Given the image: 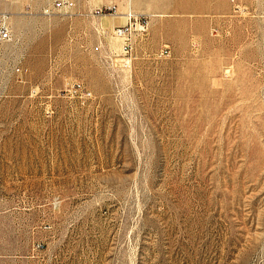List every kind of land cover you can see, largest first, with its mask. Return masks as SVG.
Instances as JSON below:
<instances>
[{
	"label": "rangeland",
	"instance_id": "obj_1",
	"mask_svg": "<svg viewBox=\"0 0 264 264\" xmlns=\"http://www.w3.org/2000/svg\"><path fill=\"white\" fill-rule=\"evenodd\" d=\"M103 1L0 0V264H264V0Z\"/></svg>",
	"mask_w": 264,
	"mask_h": 264
},
{
	"label": "built area",
	"instance_id": "obj_2",
	"mask_svg": "<svg viewBox=\"0 0 264 264\" xmlns=\"http://www.w3.org/2000/svg\"><path fill=\"white\" fill-rule=\"evenodd\" d=\"M76 7L75 0H51L50 4L44 9V14L52 15L55 13H66L74 15ZM108 11L116 13V6H108ZM106 12L104 8H97L91 11L93 16H101ZM150 21L146 14H136L132 11L127 12L126 22L122 25H117L114 28V34L123 39V51L125 55L131 56L134 50L133 36L136 31L145 32L149 27ZM12 38L11 29L8 23L4 20L0 24V40H9ZM171 52L169 45H164L161 50V55H169ZM71 90L83 97L91 96V91L85 88L82 83H74Z\"/></svg>",
	"mask_w": 264,
	"mask_h": 264
},
{
	"label": "crops",
	"instance_id": "obj_3",
	"mask_svg": "<svg viewBox=\"0 0 264 264\" xmlns=\"http://www.w3.org/2000/svg\"><path fill=\"white\" fill-rule=\"evenodd\" d=\"M108 1H109V0H104L103 2H108ZM75 2H76V0H75ZM123 12H124V13L127 12L126 9L123 10ZM141 14H142V13H141ZM122 24H124V19H123V18H121V20H119V23H117V18H113L112 21H108L107 26L110 27V26L113 25L114 28H115L117 25H122Z\"/></svg>",
	"mask_w": 264,
	"mask_h": 264
},
{
	"label": "bare ground",
	"instance_id": "obj_4",
	"mask_svg": "<svg viewBox=\"0 0 264 264\" xmlns=\"http://www.w3.org/2000/svg\"><path fill=\"white\" fill-rule=\"evenodd\" d=\"M113 36L123 42V39L122 38H120V37H118L117 35L114 34V29H113Z\"/></svg>",
	"mask_w": 264,
	"mask_h": 264
}]
</instances>
